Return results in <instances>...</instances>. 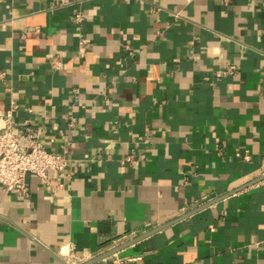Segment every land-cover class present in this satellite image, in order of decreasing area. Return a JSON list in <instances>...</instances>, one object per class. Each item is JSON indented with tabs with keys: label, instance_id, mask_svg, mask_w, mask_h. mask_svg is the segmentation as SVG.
Instances as JSON below:
<instances>
[{
	"label": "crops",
	"instance_id": "0c3cea01",
	"mask_svg": "<svg viewBox=\"0 0 264 264\" xmlns=\"http://www.w3.org/2000/svg\"><path fill=\"white\" fill-rule=\"evenodd\" d=\"M12 103L69 165L0 186V264H264V0H0Z\"/></svg>",
	"mask_w": 264,
	"mask_h": 264
},
{
	"label": "built area",
	"instance_id": "2783aa9c",
	"mask_svg": "<svg viewBox=\"0 0 264 264\" xmlns=\"http://www.w3.org/2000/svg\"><path fill=\"white\" fill-rule=\"evenodd\" d=\"M84 20L85 15L82 13H77L73 18V22L78 25H81ZM80 45H84L82 40ZM234 72V69L229 68L223 75L233 74ZM217 77H221V74H218ZM17 108L15 103L11 104V108L3 120V125L0 126V186L9 193L26 196L29 193L27 178L33 175L48 188L54 190L63 188L61 182H52L49 174L50 172L62 174L69 165V159L65 155L47 151L43 146L40 133L33 127H24L15 135L12 131L11 119ZM20 138L24 139L23 143L19 141ZM238 157H241V155H238ZM243 159L247 161L249 157L246 155ZM255 185L264 187V176L253 182L249 187ZM120 250V248L113 249L84 264H93L101 258L103 259L98 262L106 260L120 252ZM61 259L65 264H81L73 257V254L63 255Z\"/></svg>",
	"mask_w": 264,
	"mask_h": 264
},
{
	"label": "water",
	"instance_id": "95a60500",
	"mask_svg": "<svg viewBox=\"0 0 264 264\" xmlns=\"http://www.w3.org/2000/svg\"><path fill=\"white\" fill-rule=\"evenodd\" d=\"M101 259H103V258H101ZM101 259L96 260L95 262H93V264L96 263V262H98V261L101 260Z\"/></svg>",
	"mask_w": 264,
	"mask_h": 264
}]
</instances>
